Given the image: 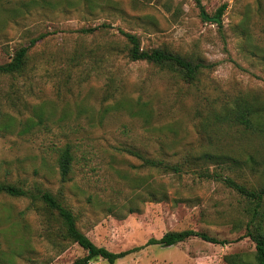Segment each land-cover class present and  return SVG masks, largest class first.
<instances>
[{"label":"rangeland","instance_id":"374dc122","mask_svg":"<svg viewBox=\"0 0 264 264\" xmlns=\"http://www.w3.org/2000/svg\"><path fill=\"white\" fill-rule=\"evenodd\" d=\"M200 2L208 14L227 5L221 31L200 20L192 0H0V65L46 36L29 50L23 74L0 76V120L14 124L12 133H0V182L50 192L81 233L113 253L183 230L228 242L148 246L115 264L253 258L242 197L195 174L147 168L128 153L172 164L187 159L197 172L264 186V134L214 120L240 100L264 106V0ZM83 28L99 29L79 34ZM120 30L135 35L142 50L165 49L210 68L186 84L177 73L130 62ZM27 122L33 126L20 133ZM64 147L72 163L61 182ZM204 153L238 163L198 160ZM147 192L166 200L152 201ZM85 255L38 199L0 194V264H70Z\"/></svg>","mask_w":264,"mask_h":264},{"label":"trees","instance_id":"16d2710c","mask_svg":"<svg viewBox=\"0 0 264 264\" xmlns=\"http://www.w3.org/2000/svg\"><path fill=\"white\" fill-rule=\"evenodd\" d=\"M198 10V16L202 22H207L215 24L219 31L222 30V18L224 12L227 8L226 4L218 7L213 14H208L204 7L201 5L200 0H192ZM103 28V26H101ZM100 28V29H101ZM99 28H83L78 31L79 34L89 35L96 32ZM120 35L124 38L127 43V58L130 62H142L145 64L153 65L161 69L177 73L181 80L186 84H192L196 81L198 74L203 69L210 68V65H206L202 62H193L190 59L182 57L178 54L169 52L165 49H152L150 51H145L140 48L138 38L130 33L119 31ZM46 36L40 35L37 38H32L29 40L28 44L19 47L12 57V59L0 65V76H14L21 75L25 72L28 52L37 43L42 41ZM244 100L235 102L236 105L232 108H227L220 114L216 115L214 120L219 123H229L237 124L242 126L247 130H258L261 134H264L263 124H264V106H256L252 102ZM255 107L257 109H255ZM260 111L263 114L260 115ZM261 118L263 123L261 124L258 118ZM31 122V120H28ZM23 125L20 133L27 132L33 125L28 124ZM14 124L8 116H4L0 120V133L6 135L12 133ZM259 127V128H258ZM129 154L134 155L138 159H141L143 165L147 168L161 171L163 173L173 174L180 176L182 174H195L199 178L204 180H213L223 183L227 188L233 190L236 194L242 197L247 202L246 213L249 216V220L246 227V233L244 237L250 238L254 243L253 258L251 261L245 259L243 256L234 254L229 255L225 259L227 264H264V186H259L257 188H249L244 184L236 182L234 179L223 176L219 172H209L208 169H199L197 172L193 166L196 164L195 161L191 163L190 160H185L179 164L167 163L162 160H152L144 158L135 152H129ZM207 157H205V156ZM198 160L205 161H215L218 159L229 161L230 166H236L238 163L237 159L225 158L223 156H212L204 153ZM72 154L69 147H64L59 150L57 165L58 173L61 182H64L71 169ZM147 187V186H146ZM0 194L6 195L10 198H28V199H38L44 207L53 213L59 224L61 226V231L63 236L70 240L71 242L78 245L82 250L86 252V255L75 259L70 264H89L93 259L100 258L107 262V264H115L116 261L142 250L148 246H160V247H172L179 243L185 242L190 238H198L204 242L214 244V245H226L227 241H219L216 238L210 237L205 233L197 232L193 230H183L178 232H168L162 237L155 239L150 238L145 245L141 247H135L130 250L113 253L105 248H100L95 246L83 233H81L76 226V220L71 211L63 206L55 197L48 191L40 190L39 188H34V191L25 190L21 187H17L10 184H5L0 182ZM147 197L152 201L166 200V194H157L154 192H147Z\"/></svg>","mask_w":264,"mask_h":264}]
</instances>
